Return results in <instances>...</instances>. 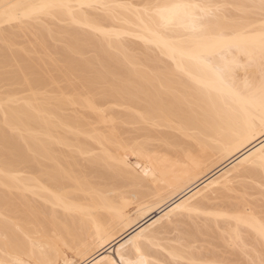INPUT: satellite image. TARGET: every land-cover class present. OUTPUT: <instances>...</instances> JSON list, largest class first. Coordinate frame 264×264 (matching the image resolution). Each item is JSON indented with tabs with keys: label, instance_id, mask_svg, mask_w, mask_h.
I'll return each mask as SVG.
<instances>
[{
	"label": "bare ground",
	"instance_id": "obj_1",
	"mask_svg": "<svg viewBox=\"0 0 264 264\" xmlns=\"http://www.w3.org/2000/svg\"><path fill=\"white\" fill-rule=\"evenodd\" d=\"M118 1L0 0V35L4 41L0 45V264H27L31 258L52 264H112L121 255L125 261L142 258L150 264H260L264 258L260 235L264 199L260 203L253 195L264 196V168L259 163L264 148L258 109L259 51L248 47L249 60L212 39L219 33L232 36L245 29L258 33L260 0H227L232 9L209 11L205 7L177 16L169 14V6H213L215 2L147 0V6L141 3L143 8L129 9L127 5L132 3ZM93 4L109 5L112 12L100 18L91 10L100 5ZM43 16H49L46 20H68L69 24L55 28L48 23L37 24ZM13 21L33 27L29 31L34 35L35 41L30 39L34 45L15 47L14 37L23 33L20 30L24 26L18 33ZM6 24L12 27L5 28ZM126 35L140 39L143 46L132 39L134 44L124 40ZM53 39L61 44H52ZM151 47L153 52L148 51ZM70 76L78 80L66 84L75 91L71 97L65 95L69 90L66 85H58ZM3 85L10 87L4 89ZM46 86L51 87L50 95L42 92ZM101 99L136 109L138 114H119L111 107L108 111L112 118L127 123L151 122L138 128V135L154 136L158 141L156 146L152 144L155 148L149 143L146 149V137L142 145L137 144L139 148L136 146L139 154L147 156L153 171L147 176L134 174V183L143 189L138 191L137 219L133 221L126 209V194H114L100 185L97 188L86 176L90 173L100 179H120V168L129 164L112 148L115 144L120 147L119 143L126 146L127 141L121 139V143L117 136V130L123 128L110 126L107 133L91 126L87 116L78 111L65 113V106L72 104L97 109ZM160 126L173 131L157 130ZM93 130L97 131L91 133ZM92 139L102 144L101 150L96 148L97 153L91 147ZM90 151L89 162L84 164L89 172L85 174L87 171L79 170L80 153ZM113 159H117L114 164ZM61 164L65 167L59 172ZM78 175L83 180L86 177L88 183ZM69 176L76 180L75 185L71 183L75 190L88 191L89 196L71 199L67 189L71 184H62L63 179L69 181ZM46 178L61 182L63 191L58 184L60 188L53 186L62 193L53 192L55 187ZM119 179L116 181L121 182ZM44 182L51 187L47 186L48 191L53 188L52 194L44 192ZM239 189L240 194H232ZM27 191L38 198H31ZM14 211L22 214L15 216ZM57 239L75 249L80 262L64 256L66 249ZM203 239L218 248L199 244ZM113 245L116 255L106 252ZM23 253L30 259H24Z\"/></svg>",
	"mask_w": 264,
	"mask_h": 264
},
{
	"label": "rangeland",
	"instance_id": "obj_2",
	"mask_svg": "<svg viewBox=\"0 0 264 264\" xmlns=\"http://www.w3.org/2000/svg\"><path fill=\"white\" fill-rule=\"evenodd\" d=\"M120 1V0H119ZM118 1V2H119ZM146 1L147 0H121L120 2H122V3H120V4H128V2L129 3H132L133 5H127V7L129 8V9H132L131 7H129V6H133V7H135V9H141V8H139V7H142V6H147V4L148 3H150V2H148L147 1V4H146ZM201 1V0H200ZM218 1V2H217ZM226 1L227 0H223V1H221V0H213V3L215 2V3H217L216 5H215V3H214V5H213V8H215L214 6H217V5H220V6H230V4H232V3H229L228 2V4H226ZM145 4H144V3ZM143 5H142V4ZM212 3V4H213ZM220 3V4H219ZM93 5H100V6H97V7H95V6H93ZM92 6L93 7H95L96 9H91V8H93L92 6L91 7H88L89 9H91V10H95V11H93L94 13V15L95 14H99V17L101 18L102 16H103V18H104V15H107L106 13H111L112 11H111V9L110 10H108L109 8L108 7H110L109 5H108V7H107V5L105 6V5H102L101 6V4H93ZM113 5H114V3H113ZM135 5H138V7L137 6H135ZM139 5H142V6H139ZM112 6V5H111ZM116 6H117V4H116ZM149 6V5H148ZM107 7V8H106ZM115 7V6H114ZM113 7V8H114ZM118 8L120 7V6H117ZM137 7V8H136ZM231 7H233L232 5L230 6V7H228V8H231ZM83 8H85V9H87V7L86 6H83ZM98 8V9H97ZM107 9V11L105 12L103 9ZM116 8V7H115ZM121 8V7H120ZM119 8V9H120ZM143 8V7H142ZM221 8V7H220ZM219 8V9H220ZM225 8H227V7H225ZM99 9H101V10H99ZM119 9H117V10H119ZM216 9V10H215ZM215 9H213V10H215V11H217L218 9L217 8H215ZM222 9H223V7H222ZM232 9V8H231ZM99 11V13H97L98 11ZM120 10H123L122 8L120 9ZM221 10V9H220ZM104 12V13H102V12ZM109 11H111V12H109ZM238 11V10H237ZM240 11V10H239ZM238 11V12H239ZM92 12V11H91ZM96 12V13H95ZM103 14V15H100V14ZM240 13V12H239ZM97 16V15H96ZM45 18H48L49 19V16H43V18L41 17V19L39 18V19H37V20H39V22L37 21V24H46L47 25V23L50 25V27H57V26H63V25H65V26H67L66 24H69V22H68V20H63V21H60V20H55V19H57V18H55L54 19V17H53V19L54 20H46ZM51 19H52V17H50ZM42 19H45L46 20V22H45V20H42ZM47 21H49V22H51L52 24H50L49 22H47ZM57 21V22H56ZM66 21L68 22V23H66ZM102 21H104L103 23H107V22H105V20L103 19ZM115 21V20H114ZM114 21H113V25L114 26H116V25H118V23L115 25L114 24ZM118 21V20H117ZM117 21H115V23L117 22ZM43 22H45V23H43ZM61 24H60V23ZM14 23H15V25H17L16 27H17V29L15 28V26H13L14 28H15V31H17L18 33H19V28H21L22 26H24V29H22L21 28V30L20 31H22L23 33H19L18 34V36H15L14 38H16V43L17 44H19V42L20 41H22V43L20 42V44L21 45H15V47L17 46V48L18 47H23V46H25V45H30L31 46V44L33 43H31L30 42V39H31V41H35L34 40V35H32L33 33H32V30H30L29 31V29H33V27H30V25H26V24H28V23H26V24H24V22H17V21H13L12 22V24L14 25ZM17 23V24H16ZM18 23L20 24V26L18 25ZM55 23H57V24H55ZM102 23V22H101ZM54 24H55V26H54ZM59 24V25H58ZM105 24H103L104 26H107V25H105ZM10 25V24H9ZM8 24H6V26L4 25V27L5 28H7L8 26H9ZM52 25V26H51ZM74 26H77L76 24L74 25ZM110 26V25H109ZM10 27H12V25H10ZM25 27H27L28 28V31H27V34H24V33H26V30H27V28H25ZM14 30V29H13ZM34 31V30H33ZM29 32H31V33H29ZM24 34V35H23ZM21 35V36H20ZM23 35V36H22ZM128 38H125L124 40H127V41H129V42H131V43H133V41L135 42V43H137V45L138 44H141L142 45V41L140 40V39H138V38H134V37H132V36H129V35H126ZM18 37V38H17ZM20 37V38H19ZM124 37V36H123ZM2 38V36L0 35V41H1V43H0V45L2 44V43H4V41L1 39ZM17 39H19V41L17 40ZM21 39V40H20ZM33 39V40H32ZM130 39V40H129ZM131 39L133 40V41H131ZM135 39V40H134ZM28 40V41H27ZM54 40H55V43H54ZM140 40V41H139ZM53 41V43L52 44H55L56 45V43H59L60 42V44H61V41H56V39H53V40H51V42ZM26 42V43H25ZM139 42V43H138ZM30 43V44H29ZM35 44V43H34ZM34 44H32V45H34ZM134 44V43H133ZM140 46V45H139ZM138 46V51H139V48H141V46L139 47ZM143 46V45H142ZM33 47V46H32ZM137 47V46H136ZM152 48L153 47H151L148 51H152ZM136 50V49H135ZM135 50H133V53H135V54H138V52L137 51H135ZM141 51V50H140ZM139 51V54L141 53ZM154 51H156L155 49H154ZM153 52V51H152ZM91 53V52H90ZM90 53H88V55L90 54ZM53 54V53H52ZM17 60V59H16ZM15 60H13V62H14ZM16 62V61H15ZM17 63V62H16ZM239 73H241V71L239 72ZM71 79V81H70V79ZM68 79H66V80H61L59 83H58V85H60L61 87L62 86H65L66 84H70V82H72V84H76L77 83V79L74 77H72V76H70ZM68 82V83H67ZM4 86H6V87H4ZM8 85H3L2 86V88H4V89H8V87H10V86H8ZM69 85H66V90L67 89H69V87H68ZM64 88V89H65ZM3 89V90H4ZM70 90V91H69ZM69 90H67V92L65 93V95L66 96H69V97H71V96H74V92L75 91H71L72 89L70 88ZM42 92L44 93V95H50L51 94V87L50 86H46L45 88H43L42 89ZM23 93H25V92H23ZM105 99V98H104ZM104 99H101V104L99 105V107L97 108V109H90V108H86V107H84V106H81V105H78V104H72V105H66L65 106V113L66 114H73L74 112H76V111H78V112H80L81 114H84L85 116H87V120H88V122L91 124V126L93 125L94 126V128H96V127H98L97 129L99 130V128H102V131H104V132H107L108 133V131L110 130V126H118V127H121V128H123V129H125V130H123V129H120V130H117V136L120 138V139H118V140H124V141H127L125 144H126V146L125 145H123V147H122V145L119 143V145L118 146H120V147H118L117 148V144H115V146H114V148L116 149H114V148H112L114 151H116V152H114V154L115 153H117L118 155H116L117 157H119V158H122V159H120L121 161H123V162H125V164L127 163V164H129V165H126V167H124V166H122L121 164H119V163H117V164H119L120 166H122L123 167V169H122V167L120 168V167H118V166H116V168H120L122 171H121V177H120V179L119 180H121V182H119V181H116V180H118V179H112V180H106V179H100L99 177L98 178H96V176H94V175H92L91 174V176H89L90 175V173L89 174H86V173H88L89 171V169H88V167H85V165L84 164H86L87 165V163L89 162V159H90V157L89 156H91V153H97V152H99V150H101L100 148H99V144H101V143H99V141H97V139L94 141L93 139H95L94 137H93V141L91 140L90 141V144H92L93 143V145H91V147L93 148V149H95L93 152H88V153H86L85 154V152L84 153H80V155H82V157L80 156V158L82 159V160H80V162H81V164H82V166L81 167H79V170L80 171H83V173L85 172V171H87V172H85V174H86V176L87 177H89V178H87V180L89 179V183H93V184H95V187H97V188H99V187H102L103 189H111L112 190V192H116V193H121V194H126L127 196H128V198H127V196H126V198H127V202H125V204H126V209H127V211L130 213L129 215H130V217H131V219H130V221H133L132 219H134V217H135V219H137L136 217H137V212H134L135 210H136V208H137V203L139 202V200H140V197H139V195H138V191L139 190H141V188L142 187H140V186H137L134 182V177H135V175L134 174H137L138 173V176H140V175H145V176H147V174H151L152 173V171H153V167H152V165L150 164V162H149V159L147 158V156L145 155V156H142V152L139 154V152H137V148H139V145L137 146V144H139V142H141V145H142V141H144L145 139H147L148 138V136H146V137H144L143 136V134L141 133V135L139 136L138 134H140L139 133V130L140 129H138V128H142L143 126L145 127V126H147V125H144V123L145 124H151V122L149 123V122H142L141 120H140V122H142V123H139V120H138V123H133L132 121H129V123H127V121L125 122L124 120L122 121V118H118V117H116V116H114V115H112V116H114L113 118L110 116V114H109V111H117V113H119V114H121L120 112H123V113H125L126 112V114H129L128 112H130V113H134V112H136V114H138L137 113V110L135 109H133V108H131V107H128V106H126V105H119V104H115V102L114 101H112L111 99V101L108 99V100H104ZM107 99V98H106ZM112 108L111 110H109L108 108ZM109 110V111H108ZM74 111V112H73ZM68 112V113H67ZM73 112V113H72ZM100 114H102L103 116H104V118L106 119V121H103L102 120V117H101V115ZM130 115H132V114H130ZM132 116H137V115H132ZM132 122V123H131ZM142 125V126H141ZM90 126V127H91ZM150 126V125H149ZM88 127V126H87ZM89 127V129H91ZM115 127V128H116ZM136 127H137V129H136ZM143 127V128H144ZM148 127V126H147ZM156 127V126H155ZM109 128V129H108ZM133 128H135V129H133ZM154 128V127H153ZM158 128L160 129V130H162V129H167V130H169V128H166L165 126H160V127H157L156 129L158 130ZM88 129V130H89ZM155 129V128H154ZM111 130H114V129H111ZM131 130H133V131H131ZM136 132H135V131ZM156 130V131H157ZM164 130H162L163 132H164ZM167 130H165V132L166 133H168L169 131H167ZM172 130V129H171ZM170 130V132L169 133H171L172 131ZM90 131V130H89ZM95 131H97V130H95ZM95 131L93 130L91 133H95ZM142 131V130H141ZM100 132V131H99ZM161 132V131H160ZM90 132L88 133L89 134V136H90V134H91ZM135 133V134H134ZM174 134H176L175 132H174ZM84 135V138H88L87 136H85V134H83ZM92 135V134H91ZM135 135H137V136H139L138 138L135 136ZM177 135V134H176ZM180 135V133H178V135L177 136H179ZM81 136H82V134H81ZM142 136V137H141ZM83 137V136H82ZM91 137V136H90ZM89 137V138H90ZM117 137V138H118ZM151 138L153 137V138H155L156 139V137H154V136H150ZM149 137V138H150ZM92 138V137H91ZM90 138V139H91ZM133 138V139H132ZM149 138H148V143H147V148L146 149H148V145H149V143H150V145H152V144H154L155 146H156V142L158 143V141H156L155 139H151L150 138V140H149ZM89 139V140H90ZM134 139H136V141L134 140ZM144 139V140H143ZM88 140V139H87ZM88 140V141H89ZM121 140V141H122ZM134 140V141H133ZM138 140V141H137ZM140 140V141H139ZM120 141V142H121ZM131 142H133V145H130V144H132ZM134 142H136V144H134ZM121 143H123V141L121 142ZM145 144H146V141H145ZM102 145V144H101ZM94 146H95V148H94ZM125 146V147H124ZM130 146V147H132L133 149L131 150V148L128 147ZM136 146H137V148H136ZM61 147L63 148V149H66L67 150V148H66V146H62L61 145ZM150 147V146H149ZM152 147H154L153 145H152ZM96 148H98L97 150H96ZM124 148H125V150H124ZM155 148V147H154ZM71 149V148H70ZM69 148H68V151L70 150ZM111 149V150H112ZM151 149V147L149 148V150ZM251 149H254V148H251ZM110 150V151H111ZM142 150V149H141ZM73 151V153L75 154H79L78 152H76V150L74 149H71V152ZM96 151V152H95ZM152 151V152H151ZM151 151H149L151 154L154 152L152 149H151ZM251 151V150H250ZM250 151H248V152H250ZM144 152H146V151H144ZM143 152V153H144ZM247 152V153H248ZM112 153H113V151H112ZM246 152H245V154H242L238 159H236L235 161H233L231 164H228L227 166H225L224 167V169L223 170H225V169H227V168H229L230 166H232L236 161H238L241 157H243V156H245L246 154H247ZM85 154V155H84ZM147 154V153H146ZM89 155V156H88ZM154 155V154H153ZM87 158H88V160H87ZM118 159V158H117ZM117 159H113L115 162H113V164L114 163H116L117 162ZM111 160V159H110ZM112 160V161H113ZM121 161H119V162H121ZM85 162V163H84ZM109 162H111V161H109ZM123 162H121V163H123ZM112 163V162H111ZM58 165H60V164H58ZM63 165V166H62ZM116 165V164H115ZM131 165V166H130ZM61 166L63 167V168H59V167H57V170L58 169H60L61 171H64V170H62V169H64V167H65V165L64 164H61ZM128 167V168H127ZM81 168V169H80ZM86 168H87V170H86ZM135 169V171H133V169ZM60 170H58L59 172H60ZM79 170L77 171V173L79 172ZM222 170V171H223ZM220 173V172H219ZM219 173H216V174H214V175H211L208 179H207V181H209V180H211L212 178H214V177H216V175H218ZM65 173L63 172L62 173V177L63 176H65L64 175ZM81 176H82V173L80 172L79 173ZM80 175H78V177L80 176ZM79 177L80 179L82 178V181H84L85 180V178L86 177H84V180H83V177ZM149 177H150V175H148ZM91 177H92V179H91ZM66 178H69V181H68V179L66 180V179H63V181L64 180H66V181H62V184L63 183H65L64 185L66 186V184H74L75 185V182L74 181H76L74 178H73V176H69V177H66ZM73 178V179H72ZM44 180H45V177L43 178ZM124 179V180H123ZM151 180H152V177L150 178ZM73 180V181H72ZM116 182H115V181ZM123 180V181H122ZM46 181H47V178H46ZM71 181V182H70ZM86 181V180H85ZM91 181H93V182H91ZM99 181V182H98ZM206 181V182H207ZM249 181V180H248ZM251 181V180H250ZM48 183L50 182V184H52V187L54 188L55 186L58 188L59 186H60V183L61 182H59L58 183V181L56 182H54V183H52L51 181H47ZM47 182L45 183L44 182V184L46 185L47 184ZM206 182H204V183H202V184H199L198 186H196L195 188H194V190L193 191H195V190H197L199 187H201V186H203ZM88 182L86 181V184H87ZM117 183V184H116ZM147 183V182H146ZM146 183H144L145 185L144 186H146ZM151 181H149V186H151ZM59 186H58V185ZM71 184V187H68V185H67V189L70 191L69 192V195H71V199L73 198V197H77V196H79V195H82V197H85V195H88L89 196V194H87L88 193V191H87V193H86V191L85 192H82V191H80V190H75V187H74V185H72ZM93 184H91V185H93ZM96 184H98V185H96ZM53 185H55V186H53ZM63 185V186H64ZM100 185V186H99ZM237 185H239V183H237ZM47 186H49V185H46V187ZM62 186V185H61ZM60 186V187H61ZM70 186V185H69ZM90 186V185H89ZM99 186V187H98ZM143 186V185H142ZM149 186H147V187H149ZM50 187V186H49ZM49 187H47V190L46 191H44V192H46V194H47V192H49L50 191V193L49 194H52L51 193V190L53 189H51V190H49L48 191V189H50ZM54 188V191L53 192H55V191H57V190H59V191H57V193H62V192H60L61 190L63 191L64 189H62V187H61V190L60 189H57V188ZM59 187V188H60ZM86 187V186H85ZM87 187H88V185H87ZM94 187V186H93ZM114 187V188H113ZM113 188V189H112ZM143 189V188H142ZM146 190V189H145ZM90 191V190H89ZM193 191H191L189 194H191ZM238 191H240V189L239 190H235L234 191V193H232V194H235L236 192V194H240ZM115 192H114V194H115ZM241 192V191H240ZM27 193H28V195L30 194V196H31V198H33V196H34V198H38L37 197V194H35V195H33V194H31V193H33V192H31V193H29L28 191H27ZM86 193V194H85ZM189 194H187L186 196H188ZM253 195H254V198H255V196H256V199H259V201L258 202H260L261 203V201L260 200H263L264 199V196H262L261 194L258 196V194H256V193H253ZM253 195L251 196L252 198H253ZM29 196V197H30ZM88 196H86V197H88ZM186 196H184V197H182V198H178V199H175V202L174 203H177V202H179L180 200H182V199H184ZM251 197H250V199H251ZM259 197V198H258ZM68 198V197H67ZM66 198V199H67ZM249 198V197H248ZM253 198V199H254ZM68 200H70V199H68ZM83 200V199H82ZM120 201V200H119ZM118 201V202H119ZM124 201H125V199H124ZM123 202V201H122ZM264 202V201H263ZM35 203H37V202H35ZM121 203V202H120ZM254 205V204H253ZM254 206H256V204L254 205ZM132 211V212H131ZM11 213V212H10ZM17 214V212H12V214ZM18 214H22L21 212H19ZM18 214L17 215H15V216H18ZM35 215V214H34ZM133 217V218H132ZM18 220V219H17ZM198 220V219H197ZM22 221V220H21ZM135 221V220H134ZM189 221V220H188ZM199 222L201 223V221H200V219H199ZM203 223V222H202ZM186 225H187V223H186ZM186 225H184L183 224V226H185L186 227ZM188 226V225H187ZM14 230H16L15 228H14ZM206 240V239H205ZM57 241L59 242V244L64 248V249H66V252L67 253H65V255L64 256H66V257H68V259L70 260V261H75V262H78L80 259H81V256L79 255V253H77V251L75 250V249H71V248H68L66 245H64L63 243H62V241L61 240H59V239H57ZM204 239L203 240H200V241H198L199 242V244L202 242L203 244H205V243H207L208 245H210V243H209V241H204ZM198 242H196V244L198 243ZM201 243V244H202ZM207 244L205 245V246H207ZM211 246V245H210ZM210 246H209V248H210ZM115 247L116 246H112L111 248H108L107 250H106V252L108 251V253H110V254H113V255H116V249H115ZM208 247V246H207ZM211 247H213L214 249H216V248H218V247H216V246H211ZM216 247V248H215ZM221 247L222 246H220L219 248L221 249ZM224 248V247H223ZM222 248V249H223ZM22 257H24V259H30V257H28L26 254H22ZM245 259V258H244ZM243 259V260H244ZM31 261H33L32 260V258L30 259ZM80 262V261H79Z\"/></svg>",
	"mask_w": 264,
	"mask_h": 264
},
{
	"label": "snow or ice",
	"instance_id": "obj_3",
	"mask_svg": "<svg viewBox=\"0 0 264 264\" xmlns=\"http://www.w3.org/2000/svg\"><path fill=\"white\" fill-rule=\"evenodd\" d=\"M205 7L210 11L213 6H201V5H193V4H174L169 6L167 11L172 16H177L182 13H187L189 10L200 9L204 10ZM219 9L220 7H230V6H214ZM260 10L262 14V20L260 24V31L258 33L251 32L249 29H245L243 33L236 35H226L224 33H219L212 37V39L220 44L226 45L229 48H234L237 52H240L243 55L249 57L251 60V53L247 52L246 49L250 46H254L258 48L260 65H261V80L259 84V121L262 129L261 134L264 135V0H260ZM255 120V117H253ZM253 135L255 133L253 132ZM261 158H260V167L264 168V148H261ZM261 238L264 240V226L261 228ZM132 243L131 241L129 242ZM137 253L140 252V249L136 248ZM15 264H25L24 261H17ZM27 264H52L50 261L36 260V261H28ZM112 264H150V262L144 261L142 258L138 261H125L123 256L121 255V259L119 261H112ZM219 264V262H217ZM255 264V262H253ZM260 264H264V258L261 259Z\"/></svg>",
	"mask_w": 264,
	"mask_h": 264
}]
</instances>
